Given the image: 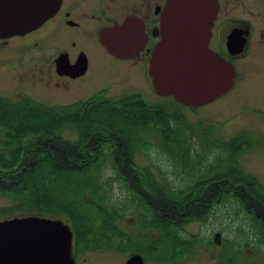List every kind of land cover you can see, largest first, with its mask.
<instances>
[{
    "label": "trees",
    "instance_id": "16d2710c",
    "mask_svg": "<svg viewBox=\"0 0 264 264\" xmlns=\"http://www.w3.org/2000/svg\"><path fill=\"white\" fill-rule=\"evenodd\" d=\"M181 106L176 100L150 104L140 95L60 106L0 96V195L12 201L0 213L64 220L76 231V242L142 255H174L171 240L181 227L202 220L229 199L264 227V185L238 161L242 151L260 144L250 133L220 143L223 153L184 191H170L140 174L135 157L152 146L151 134L161 139L162 150L176 163L193 168L217 147L204 132V153H193L195 132ZM67 127L78 133L76 141L64 137ZM112 176L127 192L125 201L112 202ZM132 207L135 226L148 235L140 243L120 227Z\"/></svg>",
    "mask_w": 264,
    "mask_h": 264
},
{
    "label": "flooded vegetation",
    "instance_id": "af4514ba",
    "mask_svg": "<svg viewBox=\"0 0 264 264\" xmlns=\"http://www.w3.org/2000/svg\"><path fill=\"white\" fill-rule=\"evenodd\" d=\"M168 1L60 0L57 9L41 26L25 35L0 39V47L8 46L15 40L22 52L28 49L39 52L45 63L44 91L46 87L57 96L80 92L83 95L76 100L81 102L95 97L122 100L129 97V63H146L149 69L152 52L162 39ZM215 1L217 12L210 30L208 49L231 63L236 70L233 88L221 97L237 85L245 93L244 101L264 100V0ZM106 37L112 43V51L103 43ZM129 52H132L130 58ZM198 62L202 65L210 62L204 50ZM176 102L182 108L191 110L205 106L192 107ZM241 103L244 106L248 104ZM250 112L255 116H264V106L253 108ZM61 221L73 233L72 256L76 264H94L87 257L91 254L105 251L117 253L107 246L96 249L85 241L76 242V231L68 222ZM135 255H140L144 264H164L166 256L162 253L142 255L132 252L128 259ZM208 255L217 263L219 259L225 264L245 263L242 255L230 257L227 254L219 259L216 258L219 255ZM196 256L193 255L190 260H195Z\"/></svg>",
    "mask_w": 264,
    "mask_h": 264
},
{
    "label": "rangeland",
    "instance_id": "374dc122",
    "mask_svg": "<svg viewBox=\"0 0 264 264\" xmlns=\"http://www.w3.org/2000/svg\"><path fill=\"white\" fill-rule=\"evenodd\" d=\"M40 55L32 49L22 52L19 42L15 40L9 42L8 46L0 47V96L13 101L30 98L49 106L81 102L76 100V97L83 95L80 92L57 96L46 87V91L42 90L46 76L43 75L45 63ZM130 94H140L150 104L170 105L175 101L173 96L165 97L156 92L146 63H129ZM219 97L197 110L182 108L191 131L195 132H191L196 148H193V153L196 150L204 153L201 150L204 132L217 147L220 143L239 139L241 134L250 133L257 143L260 141V144L253 143L249 149L242 151L238 158L239 165L245 173L256 177L264 185V116H255L250 112L253 108L264 106V100L255 98L254 101H244L245 93L243 94L242 87L237 85L229 94ZM241 102L248 104L244 106ZM119 124L124 130L127 129L123 120H119ZM64 137L69 141H76L78 133L67 127ZM148 141L152 144L149 150L136 154L137 169L145 179L155 181L157 185H162L173 192L186 190L187 186L193 183V178L199 177L216 155L223 153L222 148L214 146L205 163L193 168L188 164L176 163L173 157L162 150L161 139L159 140L155 134H151ZM111 179L112 202L125 201L127 192L122 190L117 181H113L114 176ZM132 200L134 201V198ZM11 204V200L0 195V211ZM133 210L132 207L129 219L120 223V227L137 239L134 243H140L145 237L148 238V235L143 233L141 235L139 227L135 226L137 216H132ZM0 214H2L0 222L10 218L3 215L4 212ZM216 234H220V244L215 243ZM153 237L158 238L159 233L154 231ZM171 241L175 246L174 248L172 245L174 255H167L164 264H225L226 262L220 261L219 258H224L227 254L230 257L242 255L245 259L244 264H264V227L259 225L241 204L230 199L212 207L202 220L185 224ZM128 254L105 251L87 257L94 264H125L129 258ZM208 254L219 255L216 257L219 259L218 263ZM193 255H197L195 260H190Z\"/></svg>",
    "mask_w": 264,
    "mask_h": 264
},
{
    "label": "water",
    "instance_id": "95a60500",
    "mask_svg": "<svg viewBox=\"0 0 264 264\" xmlns=\"http://www.w3.org/2000/svg\"><path fill=\"white\" fill-rule=\"evenodd\" d=\"M59 2L0 0V39L25 35L41 26ZM216 12L215 0L168 1L162 39L149 65L159 95L197 107L231 90L236 77L234 66L208 49ZM106 38L103 43L112 51V43ZM202 50L210 61L208 65L198 62ZM215 243L220 244V234H216ZM72 248L73 233L61 220L29 216L0 222V264H76ZM126 264L144 262L135 255Z\"/></svg>",
    "mask_w": 264,
    "mask_h": 264
},
{
    "label": "bare ground",
    "instance_id": "6f19581e",
    "mask_svg": "<svg viewBox=\"0 0 264 264\" xmlns=\"http://www.w3.org/2000/svg\"><path fill=\"white\" fill-rule=\"evenodd\" d=\"M258 219V218H257Z\"/></svg>",
    "mask_w": 264,
    "mask_h": 264
}]
</instances>
